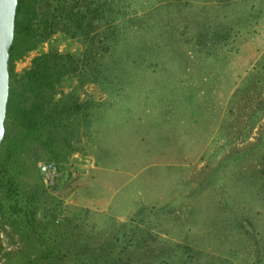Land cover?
Instances as JSON below:
<instances>
[{
	"label": "rangeland",
	"instance_id": "rangeland-1",
	"mask_svg": "<svg viewBox=\"0 0 264 264\" xmlns=\"http://www.w3.org/2000/svg\"><path fill=\"white\" fill-rule=\"evenodd\" d=\"M131 1L137 19L109 30L107 45L56 30L14 60L20 72L52 49L77 64L55 86L71 107L50 140L21 150L19 125L6 119L0 264H18L34 240L17 228L42 214L55 219L60 250L81 247L98 263L242 262L239 175L264 156V0ZM46 159L58 166L48 187L37 169ZM8 194L33 195L28 215L11 214Z\"/></svg>",
	"mask_w": 264,
	"mask_h": 264
},
{
	"label": "trees",
	"instance_id": "trees-1",
	"mask_svg": "<svg viewBox=\"0 0 264 264\" xmlns=\"http://www.w3.org/2000/svg\"><path fill=\"white\" fill-rule=\"evenodd\" d=\"M128 1L16 0L13 36L8 48V95L0 147L6 138V119L8 117H13L19 125L21 134L16 143L22 150L23 145L32 139L50 140L52 138L50 130L65 125L66 122H63L62 119L67 114L63 115V113L68 112L71 107V104L62 103L61 97L54 98L53 93L62 75L76 69L77 63L74 56L48 49L31 56L29 65L20 72L14 70V60L56 30H62L70 36L84 37L90 34V38H95L97 43L104 42V45H107L106 42L112 41V37L109 39L105 37L108 31L111 30L113 34L115 27H118L117 24L137 19L138 12L142 9L137 10L135 6L128 7L126 5ZM132 1L133 3L138 1L137 4L142 3L150 7L163 3L162 0H150V3L143 2L144 0ZM112 51L114 48L111 49V54ZM96 52L94 51L92 54ZM114 59H111L112 66L107 65L102 69H107L102 73L107 81L113 79V68L117 67V65L113 66L112 60ZM82 63V66L87 64L92 67L86 56ZM43 133L45 137L41 136ZM258 143V141H254L251 146H258L260 144ZM228 158V156L224 157V159ZM1 165L0 160V206L3 198L1 190L5 186ZM242 170L247 172L239 175L240 179L245 177V185L241 187L243 197H240L239 211L233 217L237 232L242 240L241 264H247V262L249 264H264V156L256 160V164L251 167L244 165ZM250 198L253 199L251 201L253 203L247 202L250 201ZM8 199L11 214L19 211L23 213V216L28 215L26 210L31 205L33 195L25 194L20 198L21 202L15 197L11 198L10 194H8ZM30 213L33 212L30 211ZM42 217L43 219L38 218L34 221L32 220L33 216H27L17 228V232L23 234V238L28 242L33 238L34 243H29V246H34L37 251L33 254L30 253L31 248L24 244L29 250L21 249L15 255L18 264H62L67 256L74 260V264H111L110 261L98 263L92 259L90 252H86L81 247L71 251L60 250V236L55 219L49 218L45 214H42ZM9 261H12V258Z\"/></svg>",
	"mask_w": 264,
	"mask_h": 264
},
{
	"label": "water",
	"instance_id": "water-1",
	"mask_svg": "<svg viewBox=\"0 0 264 264\" xmlns=\"http://www.w3.org/2000/svg\"><path fill=\"white\" fill-rule=\"evenodd\" d=\"M16 0H0V141L8 95V48L13 36Z\"/></svg>",
	"mask_w": 264,
	"mask_h": 264
},
{
	"label": "built area",
	"instance_id": "built-area-1",
	"mask_svg": "<svg viewBox=\"0 0 264 264\" xmlns=\"http://www.w3.org/2000/svg\"><path fill=\"white\" fill-rule=\"evenodd\" d=\"M38 172L45 187L51 186L57 175V164L52 159L42 160L38 163Z\"/></svg>",
	"mask_w": 264,
	"mask_h": 264
}]
</instances>
